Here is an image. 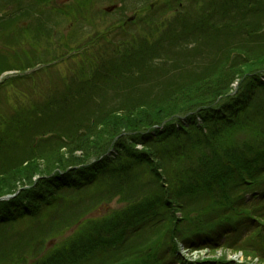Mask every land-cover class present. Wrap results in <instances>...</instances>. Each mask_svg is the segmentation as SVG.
Instances as JSON below:
<instances>
[{
	"label": "rangeland",
	"instance_id": "rangeland-1",
	"mask_svg": "<svg viewBox=\"0 0 264 264\" xmlns=\"http://www.w3.org/2000/svg\"><path fill=\"white\" fill-rule=\"evenodd\" d=\"M225 2L211 12L208 0H0V205L27 206L0 224V264H45L69 238L87 237L96 226L105 228L80 264H144L158 254V264H173L176 258L166 254L172 247L185 264H264L262 219L249 230L243 220L230 234L204 236L202 250L190 251L183 241L207 224L214 227L223 218L214 214L226 207L240 212L234 203L243 196L264 216V198L257 191L248 196L254 182L246 183L249 176L237 169L235 175L226 169L210 185L190 184L179 199L164 190L165 175L151 162L135 164L138 171L124 180L121 194H113L119 189L109 176L92 187L73 171L99 159L109 135L96 125L106 114L118 111L110 120L114 129L134 123V114L122 120L120 110L135 113L134 107L211 74L228 58L249 52L241 63L244 77L197 111L206 125L212 113L230 106L234 113L239 94L264 89V76L254 71L264 70V3L225 8ZM224 112L221 118L230 115ZM263 120L262 133L253 130L245 140H264ZM114 148L100 158L124 155ZM144 203L150 207L141 208ZM136 208L133 221H116Z\"/></svg>",
	"mask_w": 264,
	"mask_h": 264
},
{
	"label": "trees",
	"instance_id": "trees-1",
	"mask_svg": "<svg viewBox=\"0 0 264 264\" xmlns=\"http://www.w3.org/2000/svg\"><path fill=\"white\" fill-rule=\"evenodd\" d=\"M224 1H226L225 8L228 6L234 7L239 1H243L245 6L253 5L260 1L264 3V0ZM208 6H212L210 11L213 12L217 8H221L222 0H208ZM235 51L239 52L238 50ZM232 52H234V46L232 47ZM248 55L249 52H242L239 58H228L227 60L230 62L226 61L209 75L182 83L181 85H173L168 88L167 92L161 93L157 101L148 102L138 108L134 107V109H137L135 113L128 108L120 110L121 112L119 113L123 115L122 120L125 119L127 114H134L136 117L134 123H124L114 129L115 127L110 120L116 117V112L118 111L111 112L114 114H106L96 125L97 128L95 127L96 129L104 127V131H108L107 135H109L105 140V142L107 141L105 147L100 148L101 152L99 155L101 157L106 155L110 148L116 147L118 149L122 146V149H118V151L124 150L125 152H122L124 155L118 154L120 157L115 159H110L109 157L101 159L97 156L99 159L96 158L94 162H80V165L78 163V168L73 170L74 172L76 171L77 181L80 184H93L91 185L92 187H97L103 183L106 176H109L111 184L116 185L114 189H119L118 193L113 192V194H121V192L126 190L127 181L125 182L124 180L131 181L132 176L138 171V167L135 164L143 160L144 162L155 164L157 169L161 170L162 174L165 175L161 186L164 187V190L173 192L175 198L178 199L190 184L197 186L210 185L213 179L222 176L226 169H228L227 175H235L234 169H237L241 172L239 176H249L248 181H245L246 183L254 182L255 186L250 190L248 196H254L257 191L260 194L259 198L264 197V140L249 141V139L245 140L243 136L250 134L253 130H256V135L262 133L260 131L263 127L260 128V123L264 119V89L256 87L253 91L250 88L242 97L241 94H239L240 98L236 96L234 98V113L229 111L232 106L224 110L229 112L230 115L221 118V116L226 114L224 111L209 114V119L211 120V122L207 120L208 125L210 124L209 126L204 123L207 118L206 115L197 112L203 110V105L210 103L211 99H215L218 93L222 92L219 95H226L228 87L234 81L244 77L245 73H243L244 70L241 67V63L247 60ZM261 65L264 67V63ZM254 71H257L260 76H264V70L261 67L256 68ZM222 74L228 78H224ZM237 84H239V81ZM260 85L264 87V84ZM196 96H201L202 98H197ZM194 97H196L195 100ZM178 99L181 103L189 104L187 106L184 105L180 109H173L172 103ZM231 100L227 99L225 102ZM224 107L226 106L222 108ZM149 115L151 117H148ZM109 123L112 125L110 126ZM158 127H162V129H156ZM121 129L125 131H120ZM123 132H128L129 135L122 137L124 136ZM135 134L136 136L133 137L132 135ZM92 135L98 136L96 131L92 132ZM65 140L69 141L70 139L66 138ZM2 145L3 143L0 144V146ZM139 145H141V148L138 147ZM249 152H252L253 155H248ZM249 156H254V159L248 158ZM250 168L252 170L248 171ZM68 181L69 179H67ZM238 187L240 186L238 185ZM15 188L10 187L11 190ZM256 188L261 190H255ZM256 198H258V195ZM245 200H247V196L236 199L234 203L237 206V211L240 212L228 211V207H226L224 213L214 214L213 217L223 216L222 219L214 220L218 221L214 223V227L207 224V227H205L207 229L189 233L183 241L186 242L188 247H191L190 250H193L199 248L198 244L204 236L218 237L224 234V229H227V233L230 234L231 228L236 229L239 222L243 220L242 218L252 216L258 222H261L259 219L263 221L264 216L254 213V207H251V204ZM238 203L241 205L238 206ZM148 204L150 203L141 204V208L150 207ZM3 205H0V224L5 223L3 222L5 220H9V216L15 217V212L25 214V208H27V206H23L20 209H16L13 208L15 205L12 204ZM177 206L180 207L178 204ZM33 207L36 209L33 210L34 213H37L39 204ZM138 209L131 210L133 212L129 213L127 219L118 216L116 217L118 219L114 220L117 222L133 221ZM233 213L235 216L234 220L232 219ZM106 223H109V221L107 220ZM104 228L96 226L95 232L88 234L87 237L85 235H76V238H69L68 242H65L51 256L50 254L46 256L45 264H80V261H84L83 258L94 251L92 247L94 245L93 239L100 237ZM169 251H171L172 260L176 258L173 264H177V261L185 264L182 259L180 260L177 257L174 247L169 249L166 254ZM128 260L127 258L126 262ZM154 260H159V254L154 257ZM156 261L144 264H158ZM19 264L28 263L21 261Z\"/></svg>",
	"mask_w": 264,
	"mask_h": 264
},
{
	"label": "water",
	"instance_id": "water-1",
	"mask_svg": "<svg viewBox=\"0 0 264 264\" xmlns=\"http://www.w3.org/2000/svg\"><path fill=\"white\" fill-rule=\"evenodd\" d=\"M6 198H9V196H7ZM6 198H5V199H6Z\"/></svg>",
	"mask_w": 264,
	"mask_h": 264
}]
</instances>
